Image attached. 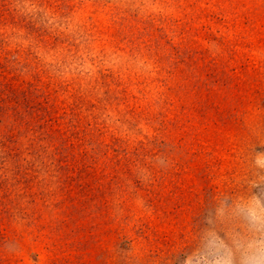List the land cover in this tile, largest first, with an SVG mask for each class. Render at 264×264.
Segmentation results:
<instances>
[{
    "label": "rangeland",
    "instance_id": "obj_1",
    "mask_svg": "<svg viewBox=\"0 0 264 264\" xmlns=\"http://www.w3.org/2000/svg\"><path fill=\"white\" fill-rule=\"evenodd\" d=\"M0 264H264V0H0Z\"/></svg>",
    "mask_w": 264,
    "mask_h": 264
},
{
    "label": "trees",
    "instance_id": "obj_2",
    "mask_svg": "<svg viewBox=\"0 0 264 264\" xmlns=\"http://www.w3.org/2000/svg\"><path fill=\"white\" fill-rule=\"evenodd\" d=\"M31 115H32V113L29 116H31ZM17 117H21V114H18ZM46 123L47 122L44 121V124H46ZM16 127H17V131L20 130L18 128H22L25 130L26 133L33 134L30 123L27 120H24L23 118L18 119Z\"/></svg>",
    "mask_w": 264,
    "mask_h": 264
}]
</instances>
